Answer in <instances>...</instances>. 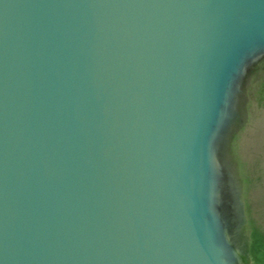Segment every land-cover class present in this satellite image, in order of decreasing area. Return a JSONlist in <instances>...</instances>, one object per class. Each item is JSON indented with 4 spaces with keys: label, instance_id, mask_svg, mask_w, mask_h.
Segmentation results:
<instances>
[{
    "label": "water",
    "instance_id": "water-1",
    "mask_svg": "<svg viewBox=\"0 0 264 264\" xmlns=\"http://www.w3.org/2000/svg\"><path fill=\"white\" fill-rule=\"evenodd\" d=\"M0 264H264V0H0Z\"/></svg>",
    "mask_w": 264,
    "mask_h": 264
}]
</instances>
